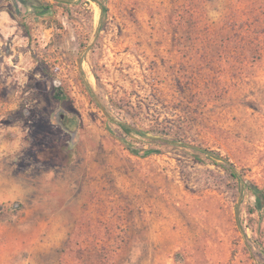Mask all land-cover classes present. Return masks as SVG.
<instances>
[{
  "label": "rangeland",
  "instance_id": "rangeland-1",
  "mask_svg": "<svg viewBox=\"0 0 264 264\" xmlns=\"http://www.w3.org/2000/svg\"><path fill=\"white\" fill-rule=\"evenodd\" d=\"M261 196L264 0H0V264H264Z\"/></svg>",
  "mask_w": 264,
  "mask_h": 264
},
{
  "label": "trees",
  "instance_id": "trees-1",
  "mask_svg": "<svg viewBox=\"0 0 264 264\" xmlns=\"http://www.w3.org/2000/svg\"><path fill=\"white\" fill-rule=\"evenodd\" d=\"M100 8H101L102 12L104 13L105 8L103 6H100ZM54 89H55V92L53 94L54 100L62 101L64 99H66V97H65L64 93L62 92V89L60 88V86H55ZM59 119L64 120L65 116L60 115ZM135 133H137L139 135H144L141 132H135ZM132 153L136 154V150H132ZM71 154H72V152L67 147H62V148H58V149L53 148V149H46V150L38 151L36 153V159H37V163L44 165L45 168L46 167H54V166L61 165L62 162L64 160H67ZM215 158H216V160L223 161L222 165H220V166L223 167L230 174L231 177H233V178L238 177V175L236 174L235 169H234L232 164L227 162V160L220 158V156H218V155H216ZM255 208H256V210L264 209V200H263L262 196L256 201Z\"/></svg>",
  "mask_w": 264,
  "mask_h": 264
},
{
  "label": "clouds",
  "instance_id": "clouds-1",
  "mask_svg": "<svg viewBox=\"0 0 264 264\" xmlns=\"http://www.w3.org/2000/svg\"><path fill=\"white\" fill-rule=\"evenodd\" d=\"M29 106H31V105H29Z\"/></svg>",
  "mask_w": 264,
  "mask_h": 264
}]
</instances>
